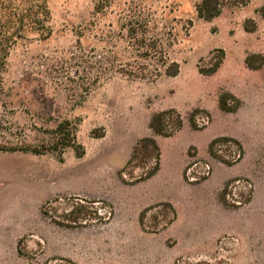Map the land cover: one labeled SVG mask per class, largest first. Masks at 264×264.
<instances>
[{
	"label": "rangeland",
	"instance_id": "rangeland-1",
	"mask_svg": "<svg viewBox=\"0 0 264 264\" xmlns=\"http://www.w3.org/2000/svg\"><path fill=\"white\" fill-rule=\"evenodd\" d=\"M198 2L48 0L49 34L10 49L0 188L28 222L0 228V264H264V0Z\"/></svg>",
	"mask_w": 264,
	"mask_h": 264
},
{
	"label": "trees",
	"instance_id": "trees-1",
	"mask_svg": "<svg viewBox=\"0 0 264 264\" xmlns=\"http://www.w3.org/2000/svg\"><path fill=\"white\" fill-rule=\"evenodd\" d=\"M237 3L244 4L247 0H236ZM222 0H199L196 5L197 15L203 19H210L221 12ZM259 14L264 18V3L258 9ZM50 18V9L48 0H0V65L2 66L10 49L20 40L28 38L31 33H37L41 36L49 34L48 21ZM255 57L260 58L259 64L262 63V56L252 55L248 56L246 62L252 67L259 65H252L251 60ZM232 98L231 95L224 94L220 97V108L226 111L233 110L235 106L227 103V98ZM234 100V98H233ZM166 111H161L154 114L150 120V127L156 133H165V116ZM69 120L64 119L56 124L55 133L59 136L64 135L69 130ZM181 126L180 118L177 120L176 127ZM75 132H72L74 135ZM74 139V136H72ZM230 140L237 143L234 139L226 137H218L213 139L209 148L211 149L215 144ZM238 144V143H237ZM11 147V150H14ZM33 152L40 153L37 148L30 149ZM80 153H78L79 155ZM138 158L154 159V167L147 171L144 176L152 174L158 164L159 149L156 142L149 137H142L137 142L132 150L128 163L135 161Z\"/></svg>",
	"mask_w": 264,
	"mask_h": 264
},
{
	"label": "crops",
	"instance_id": "crops-1",
	"mask_svg": "<svg viewBox=\"0 0 264 264\" xmlns=\"http://www.w3.org/2000/svg\"><path fill=\"white\" fill-rule=\"evenodd\" d=\"M2 164L0 156V165ZM1 178V173H0ZM19 198H14L6 188H0V228L6 229V234L9 235H20L19 226L21 228L27 227L28 215L26 213H21L17 210L14 212V207L12 206L14 202H17Z\"/></svg>",
	"mask_w": 264,
	"mask_h": 264
},
{
	"label": "built area",
	"instance_id": "built-area-1",
	"mask_svg": "<svg viewBox=\"0 0 264 264\" xmlns=\"http://www.w3.org/2000/svg\"><path fill=\"white\" fill-rule=\"evenodd\" d=\"M191 172V169L189 168L188 171H187V174H188V177H189V180H196L197 179V176L194 175V174H190ZM190 174V175H189Z\"/></svg>",
	"mask_w": 264,
	"mask_h": 264
}]
</instances>
